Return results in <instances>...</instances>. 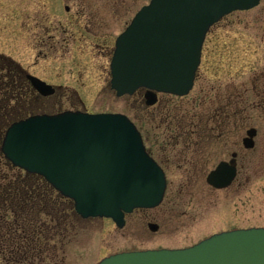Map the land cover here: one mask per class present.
Here are the masks:
<instances>
[{
    "label": "rangeland",
    "instance_id": "1",
    "mask_svg": "<svg viewBox=\"0 0 264 264\" xmlns=\"http://www.w3.org/2000/svg\"><path fill=\"white\" fill-rule=\"evenodd\" d=\"M147 2L0 0V53L16 60V69L56 89L44 97L23 89L0 90V142L11 121L29 114L75 108L120 112L141 131L167 179L161 203L127 214L120 228L107 217L67 226L58 243V264H97L117 252L182 248L222 230L264 226V0L229 13L206 34L201 75L224 101L219 116L205 117L199 125L206 131L198 145L191 143L196 141L195 90L182 97L164 94L158 104L145 107L138 94L117 97L110 88L115 37ZM249 127L257 133L254 146L246 149L241 139ZM234 151L233 182L221 189L209 186L207 172ZM3 165L9 163L0 151V175ZM153 222L156 231L148 227Z\"/></svg>",
    "mask_w": 264,
    "mask_h": 264
},
{
    "label": "water",
    "instance_id": "2",
    "mask_svg": "<svg viewBox=\"0 0 264 264\" xmlns=\"http://www.w3.org/2000/svg\"><path fill=\"white\" fill-rule=\"evenodd\" d=\"M259 1L148 0L115 39L111 89L119 97L145 87L148 105L157 92L187 94L210 27ZM27 77L40 94L54 92L39 77ZM256 132L255 127L246 129L244 148L254 146ZM0 151L14 166L43 176L72 199L82 218L109 217L118 227L126 212L158 205L166 188L165 173L147 152L136 125L119 112L31 114L7 126ZM235 176L232 152L207 173L206 182L224 188ZM97 264H264V226L223 230L182 248L117 252Z\"/></svg>",
    "mask_w": 264,
    "mask_h": 264
},
{
    "label": "trees",
    "instance_id": "3",
    "mask_svg": "<svg viewBox=\"0 0 264 264\" xmlns=\"http://www.w3.org/2000/svg\"><path fill=\"white\" fill-rule=\"evenodd\" d=\"M3 168L0 264H58V243L66 237L67 226L72 229L80 220L73 201L63 197L40 175L10 163Z\"/></svg>",
    "mask_w": 264,
    "mask_h": 264
},
{
    "label": "flooded vegetation",
    "instance_id": "4",
    "mask_svg": "<svg viewBox=\"0 0 264 264\" xmlns=\"http://www.w3.org/2000/svg\"><path fill=\"white\" fill-rule=\"evenodd\" d=\"M200 64H201V62H200ZM27 73H28V71L23 69L20 66H17V69H16V60H14L12 57L0 53V90L7 89V90H13L15 92L16 89H19V90L23 89V90H27L28 91L27 93H29V94L34 92V93H36L37 96L44 97V96L40 95L35 90L34 86L32 85V83L30 82V80L27 77ZM213 88H214V86L206 85V83L204 82V78L201 75L200 65H199L196 72H195V76H194V80H193V86L191 89V90H195L194 97L192 99L193 105L198 107L194 112V115L197 118V124H196L197 126H196V129L194 131H192V133L195 135V138H196V141L194 140L191 142V143H193V145H198L199 140L201 138H203L205 135L206 130L201 129L199 125H201L205 120H209L214 115L215 116H217L218 114L220 115L221 112L223 111L222 109H223L224 96H223V94H221L218 91L216 93H214ZM147 91H148L147 88L142 87V88H138L132 94V95L138 94V96H140L141 103L145 107L158 104L160 97L165 94V93H157L156 94V101L153 104L148 105L146 103ZM212 91L214 93V97L211 96ZM169 95H171V94H169ZM15 96L16 95H11V97H13V99L16 98ZM9 97H10V95H9ZM178 97H182V96H178ZM213 100H214V104H216L217 107H214V104H212ZM199 107H201V111L199 110ZM75 110H79V109L75 108ZM14 111H15L14 114L16 116V110H14ZM205 117H206V119H205ZM182 134H183V130L179 131V129H178V137H181ZM193 166H195V165H193ZM141 209H145V208H141ZM134 210H136V209H134ZM127 214H129V213H127ZM127 214H125L124 220H125ZM125 222H126V220H125ZM125 222H124V224H125ZM156 225H157V228H156V230H157L158 224L156 223ZM156 230H154V231H156Z\"/></svg>",
    "mask_w": 264,
    "mask_h": 264
}]
</instances>
